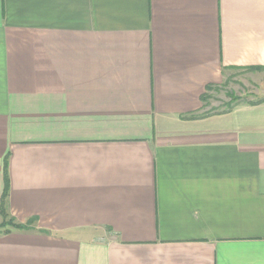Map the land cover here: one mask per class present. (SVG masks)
I'll return each instance as SVG.
<instances>
[{
  "label": "crops",
  "instance_id": "obj_1",
  "mask_svg": "<svg viewBox=\"0 0 264 264\" xmlns=\"http://www.w3.org/2000/svg\"><path fill=\"white\" fill-rule=\"evenodd\" d=\"M233 69L264 0H0V201L7 158L36 220L0 264H264V97L203 98Z\"/></svg>",
  "mask_w": 264,
  "mask_h": 264
},
{
  "label": "rangeland",
  "instance_id": "obj_2",
  "mask_svg": "<svg viewBox=\"0 0 264 264\" xmlns=\"http://www.w3.org/2000/svg\"><path fill=\"white\" fill-rule=\"evenodd\" d=\"M257 71L231 70L225 82L207 92L206 102L207 105L211 106L209 112L219 113L226 111L227 107L233 106L235 102L234 100L231 101V98H237L239 102L237 101L236 103L242 102L246 104L263 98L264 81L259 80L264 78V71ZM6 229H0V232H5Z\"/></svg>",
  "mask_w": 264,
  "mask_h": 264
},
{
  "label": "trees",
  "instance_id": "obj_3",
  "mask_svg": "<svg viewBox=\"0 0 264 264\" xmlns=\"http://www.w3.org/2000/svg\"><path fill=\"white\" fill-rule=\"evenodd\" d=\"M258 70V69H256ZM260 70V69H259ZM214 87H208L206 90L211 91ZM205 100L207 99V95L203 97ZM234 100V104L239 100L236 98H231V101ZM259 101L251 102L249 104H256ZM232 106L227 107L226 111L231 109ZM8 190H9V180H8V173H7V158L4 159L3 163V192L0 201V229L7 228L5 232H9L10 229L18 230V231H28L33 228L36 224L35 219H30L25 223H18L15 219H13L10 214L8 213L6 202L8 198ZM4 232V233H5Z\"/></svg>",
  "mask_w": 264,
  "mask_h": 264
}]
</instances>
